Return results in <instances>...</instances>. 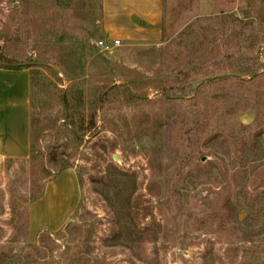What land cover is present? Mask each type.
Here are the masks:
<instances>
[{
    "label": "rangeland",
    "instance_id": "rangeland-1",
    "mask_svg": "<svg viewBox=\"0 0 264 264\" xmlns=\"http://www.w3.org/2000/svg\"><path fill=\"white\" fill-rule=\"evenodd\" d=\"M101 13L0 0V62L32 80L31 153L0 161V264H264V0H164L160 42L109 48ZM69 168L72 217L30 236Z\"/></svg>",
    "mask_w": 264,
    "mask_h": 264
},
{
    "label": "crops",
    "instance_id": "crops-1",
    "mask_svg": "<svg viewBox=\"0 0 264 264\" xmlns=\"http://www.w3.org/2000/svg\"><path fill=\"white\" fill-rule=\"evenodd\" d=\"M101 27L106 42L158 43L163 36L164 0H101ZM203 15L213 0H200ZM2 63V62H0ZM31 71L25 65L0 64V161L21 160L31 153ZM80 194L77 173L63 170L45 184L29 207V234L58 230L72 217Z\"/></svg>",
    "mask_w": 264,
    "mask_h": 264
},
{
    "label": "built area",
    "instance_id": "built-area-1",
    "mask_svg": "<svg viewBox=\"0 0 264 264\" xmlns=\"http://www.w3.org/2000/svg\"><path fill=\"white\" fill-rule=\"evenodd\" d=\"M110 43H108V42H106L105 40H101V41H99L96 45L98 46V47H103V48H109V45ZM113 46H118V45H120L121 43H120V41L119 40H114V41H112V43H111Z\"/></svg>",
    "mask_w": 264,
    "mask_h": 264
},
{
    "label": "water",
    "instance_id": "water-1",
    "mask_svg": "<svg viewBox=\"0 0 264 264\" xmlns=\"http://www.w3.org/2000/svg\"><path fill=\"white\" fill-rule=\"evenodd\" d=\"M0 64H2V63H0ZM227 76H233V75H220V76H216V77H212V78H210V79H217V78H223V77H227ZM206 80V79H205ZM208 80V79H207ZM204 82V81H203ZM63 103H64V98H63ZM67 115H68V112H67V110H66V123L68 122V118H67ZM203 161H205V158L203 159Z\"/></svg>",
    "mask_w": 264,
    "mask_h": 264
}]
</instances>
